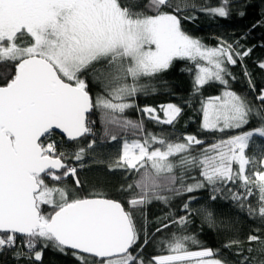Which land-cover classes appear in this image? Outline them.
<instances>
[{"label": "snow or ice", "instance_id": "obj_1", "mask_svg": "<svg viewBox=\"0 0 264 264\" xmlns=\"http://www.w3.org/2000/svg\"><path fill=\"white\" fill-rule=\"evenodd\" d=\"M138 2L0 0V253L15 250L13 258L29 264H42L49 247L63 255L71 252L80 264H89L86 256L99 258L98 264H228L217 258L219 249L187 234L193 215L210 228L221 223L208 207L192 208L198 199L192 195L182 205L185 215L170 213L164 218L168 223L156 229L177 228L161 242L167 254L143 256L149 239L138 218H144L145 206L154 201L168 205L175 197L205 189L210 201L230 200L258 218L257 233L264 229V156L246 155L253 137H264V87L257 89L245 67L249 91L238 93L230 71L252 49L222 38L210 46L182 27L183 21L196 19L182 15L189 9L230 17L233 0L212 7L148 0V11L138 10ZM177 59L192 62L187 71L193 76L191 96L199 97L200 128L219 134L211 143L194 134L172 140L145 131L144 118L174 128L183 115L175 103L158 108L137 103L140 95L156 92L150 81ZM99 65L113 71L104 73ZM259 67L264 69V62ZM88 75L102 82L103 94H91ZM212 84L221 90L204 96L203 89ZM185 104L191 107V100ZM129 110L141 119L128 118ZM94 112L103 136L122 140L121 153L109 168L138 177L121 185L122 200L96 191L80 195L77 189L84 188L77 172L85 166L86 149L61 150L64 141L58 148L54 138L59 130L79 145L82 138L95 136ZM253 117L258 126L245 130ZM129 134L135 138L129 140ZM95 145L92 139L87 149ZM69 157L80 163L67 162ZM69 177L75 187L66 183ZM253 196L256 207L249 203ZM247 241L260 246L245 249L242 241L230 239L223 247L249 254L239 264H264L252 257L254 252L264 257L262 235H249Z\"/></svg>", "mask_w": 264, "mask_h": 264}, {"label": "trees", "instance_id": "obj_2", "mask_svg": "<svg viewBox=\"0 0 264 264\" xmlns=\"http://www.w3.org/2000/svg\"><path fill=\"white\" fill-rule=\"evenodd\" d=\"M189 3H194L197 7L204 6H216L219 0H188ZM148 0H139L138 10L148 11L145 5ZM243 11L245 15L240 16L239 12ZM151 14V12H149ZM182 15L195 16V20H185L182 22V27L190 35L199 37L203 42L210 46L217 45V38L227 40L229 43L239 41L243 48H251V54L246 57L241 64L239 61L237 65L231 66L230 71L236 76V80L231 82L232 87L238 93H247L248 83L244 76V68L251 73L253 82L257 89L264 87V69L259 67L261 62H264V0H233L232 11L228 18H213L200 11H193L191 9L184 11ZM255 25V27H253ZM104 73L113 71L104 65H99ZM192 67V62L187 60H175L172 66L165 72L159 74L150 83L155 86L156 92L149 94L148 96L140 95L137 99V103L142 108L144 106L157 107L162 104L175 103L183 107V115L179 121L175 124V127L158 125L155 121L144 118V128L146 132L154 133L157 136L169 138L175 140L177 137H181L184 134H194L198 138L204 139L206 143H211L214 139L219 138V134H212L201 130V115L197 111L199 108V97H192V78L187 69ZM14 71V68H13ZM89 82V90L93 96L97 93L103 94V85L101 81L93 82L92 76H87ZM103 80V77H101ZM141 83H149L147 80H142ZM221 90V86L218 84H212L206 86L203 89L204 96L216 95ZM249 99L254 100V97L249 94ZM191 100V107H188L185 102ZM126 115L133 120L141 119V114L135 110H129ZM162 115V114H161ZM91 119L95 121L93 124V131L95 136H87L79 141V145L75 142L67 140L66 136L55 134L54 138L57 141L58 148L61 147L60 142L63 140V147L61 150H67L68 152L75 151L77 147H84L86 149V155L84 157V167L78 169L77 176L81 180L84 191L81 192L77 189L80 195H87L91 192H102L108 198L121 199L122 194L118 191L121 187L119 185L113 189H94L90 185H87L82 177L83 172L89 168H105L111 172H125L122 169H110L109 165L118 158L122 150V140L111 141L103 136V125L99 118V113H93ZM259 120L255 117L252 118L251 123L245 130L257 127ZM235 134V133H228ZM123 135V134H122ZM129 140L135 138L129 134L127 136ZM96 140V145L91 149H87L88 143L92 140ZM263 137H253L250 141L248 149H246V155L250 158L259 160L264 156L263 150ZM74 165H78L80 162L75 161L72 157H69L67 161ZM238 167L234 165V168ZM126 173V172H125ZM198 175V173H194ZM126 175H128L126 173ZM134 178L128 182L130 183ZM191 182V181H189ZM66 183L75 187L73 178L69 177ZM126 185V184H122ZM196 196L198 199L194 201L190 206L192 208H199L206 206L213 211L214 216L220 223L219 227L210 228L207 224L202 223V218L198 215L191 217L193 223L188 226L187 234H195L197 239L205 247L212 249H219V255L217 258L224 259L228 264H239V261L243 258V255H249L246 251L242 255H236L238 251L235 247L228 249L223 245L230 239H239L243 242V247L259 248V244L256 242L249 243L247 237L253 234H260L264 238V229L261 233L255 231L256 228L261 227L258 218L249 217L246 211H241L232 201L227 199L217 198L215 202L208 199L209 191L200 190L195 193L185 194L183 196L175 197L170 201L168 205H164L160 202H152L145 206L143 210V217L138 218V227L142 224L146 225V231L148 234L149 243L144 247L143 256L145 259L150 256L167 254L164 245L161 243L170 238L171 233L176 232L175 226H169L167 229H163L160 232H156V229L161 227L162 223H168L167 217L170 213H174L176 216L185 215L181 210L183 203L188 199V196ZM249 203L253 206H257L256 197H250ZM45 210H50L47 207ZM146 218V219H145ZM143 243V237L141 239ZM193 249L195 250L194 246ZM23 251V249H20ZM15 250H5L0 253V264H29V261L25 259L16 260L13 258ZM252 257L257 259H264V257H257V254L252 253ZM89 264H98V259L91 256H86ZM42 264H80L77 259H74L69 252L68 255H63L60 252L53 250L51 247L44 250Z\"/></svg>", "mask_w": 264, "mask_h": 264}, {"label": "rangeland", "instance_id": "obj_3", "mask_svg": "<svg viewBox=\"0 0 264 264\" xmlns=\"http://www.w3.org/2000/svg\"><path fill=\"white\" fill-rule=\"evenodd\" d=\"M82 177L85 183L94 189H113L127 184L132 179V175H126L125 172H111L105 168H89L83 172Z\"/></svg>", "mask_w": 264, "mask_h": 264}, {"label": "water", "instance_id": "obj_4", "mask_svg": "<svg viewBox=\"0 0 264 264\" xmlns=\"http://www.w3.org/2000/svg\"><path fill=\"white\" fill-rule=\"evenodd\" d=\"M57 133L60 134V135H63L59 130H57ZM64 136V135H63Z\"/></svg>", "mask_w": 264, "mask_h": 264}]
</instances>
